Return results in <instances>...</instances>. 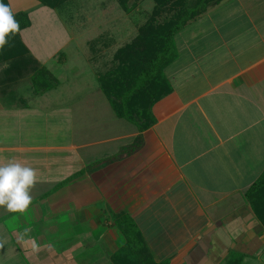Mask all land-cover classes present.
Here are the masks:
<instances>
[{
	"label": "crops",
	"instance_id": "crops-1",
	"mask_svg": "<svg viewBox=\"0 0 264 264\" xmlns=\"http://www.w3.org/2000/svg\"><path fill=\"white\" fill-rule=\"evenodd\" d=\"M173 40L171 91L142 131L99 84L0 82V164L37 175L25 212L0 209V264H115L120 215L155 263L224 264L237 252L264 264V227L245 200L264 170V0H222ZM24 43L53 74L51 55Z\"/></svg>",
	"mask_w": 264,
	"mask_h": 264
},
{
	"label": "trees",
	"instance_id": "trees-1",
	"mask_svg": "<svg viewBox=\"0 0 264 264\" xmlns=\"http://www.w3.org/2000/svg\"><path fill=\"white\" fill-rule=\"evenodd\" d=\"M40 5L55 9L60 0H36ZM126 8L128 0H117ZM152 16L142 25L131 42L116 49L113 56L97 72L99 86L119 118L133 122L140 131L149 127L154 118L152 105L171 91L163 69L175 55V34L189 21L222 0H153ZM9 5L8 0H3ZM10 6V5H9ZM12 10V9H11ZM13 11V10H12ZM167 11V12H166ZM20 31L29 26L26 12L13 11ZM20 31L12 35L9 44L0 50V82L31 74L36 91L43 92L58 84L57 78L41 66L30 54ZM102 36L89 40V47L98 54ZM102 40V41H101ZM104 47V45H102ZM95 49V50H93ZM64 56V54H63ZM141 139L138 138V141ZM138 146L136 144L134 147ZM250 210L264 227V170L245 192ZM117 226L125 237V245L114 255L115 264L155 263L148 253L134 221L120 215ZM242 253H230L224 264H240Z\"/></svg>",
	"mask_w": 264,
	"mask_h": 264
},
{
	"label": "rangeland",
	"instance_id": "rangeland-1",
	"mask_svg": "<svg viewBox=\"0 0 264 264\" xmlns=\"http://www.w3.org/2000/svg\"><path fill=\"white\" fill-rule=\"evenodd\" d=\"M60 1L61 5L52 9L36 0H8L13 11L27 13L30 24L20 35L41 59L51 55L46 64L64 89L98 85L97 72L102 71L103 63L135 38L154 7L153 0H128L125 9L117 0ZM100 36L104 43L100 42L95 54L88 43Z\"/></svg>",
	"mask_w": 264,
	"mask_h": 264
},
{
	"label": "clouds",
	"instance_id": "clouds-1",
	"mask_svg": "<svg viewBox=\"0 0 264 264\" xmlns=\"http://www.w3.org/2000/svg\"><path fill=\"white\" fill-rule=\"evenodd\" d=\"M20 31V24L8 4L0 0V50ZM37 182L36 170L19 162L0 164V209L23 213L32 203L31 189ZM33 251L38 245L32 242Z\"/></svg>",
	"mask_w": 264,
	"mask_h": 264
}]
</instances>
